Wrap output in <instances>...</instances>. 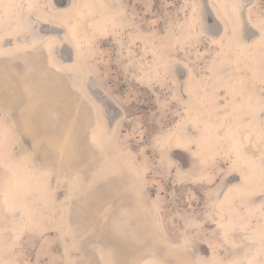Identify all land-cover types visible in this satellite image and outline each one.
<instances>
[{
	"label": "rangeland",
	"instance_id": "obj_1",
	"mask_svg": "<svg viewBox=\"0 0 264 264\" xmlns=\"http://www.w3.org/2000/svg\"><path fill=\"white\" fill-rule=\"evenodd\" d=\"M9 2L0 0V10ZM119 2L131 25L110 14L104 33L78 45L43 4L30 5L13 29L0 24V125L8 136L5 121L12 116L19 137H0V165L14 163L28 177L24 190L0 183V264H230L231 237L242 254V235L234 229L252 222L264 227V194L259 206L245 203L244 192L256 187L245 181L235 142L209 125L200 130L198 115L189 123L195 145L166 146L188 118V104L207 114L193 92L211 101L219 126L230 115L254 123L258 110L264 119V41L246 53L234 22L222 18L221 0L212 2L226 21L225 34L210 13L206 18L218 41L195 24L197 0ZM246 3L251 22L264 30V0ZM108 5L117 7L112 0ZM205 6L208 12L206 0ZM240 82L248 101L238 94ZM205 129L211 134L202 142ZM28 151L41 167L33 180L23 159ZM127 152L137 173L128 169Z\"/></svg>",
	"mask_w": 264,
	"mask_h": 264
},
{
	"label": "bare ground",
	"instance_id": "obj_2",
	"mask_svg": "<svg viewBox=\"0 0 264 264\" xmlns=\"http://www.w3.org/2000/svg\"><path fill=\"white\" fill-rule=\"evenodd\" d=\"M112 1L115 4H117V7H116V9H114V11H111L109 9L108 0H66L65 3H59L58 0H53V3H54L53 5L57 6L58 8H55L52 5L51 0H11V2H9L7 9L0 10V24L2 26L1 29H9V28H12V26H14V25L21 24L22 19L24 17V14L26 13V10L28 9V7L30 5H32V6L35 5L34 8H40L41 4H43L46 6V8L44 10L46 12H48L51 16L56 17V19L58 20V23H60V24L62 23L64 25V27L66 29V34L70 38L71 43L78 45L79 44L78 42H80V40H82V39L88 41L92 37H96V36L104 33L105 28L107 27V22L110 21V18L113 17V16L112 17L109 16L110 17L109 20H106V19H108L106 17L110 14H113L114 16H116L115 18H117L118 22L120 24H122L123 26L131 25V23H132L131 19L129 18V16L124 14L119 0H112ZM197 2H198L197 18H196L195 24H197L200 32L207 34L213 41H218L219 38H218L217 34H214L210 31V28L207 25V19L206 18L208 16V13H210V15L214 18V21H216L218 23L223 35L226 32V26H227V25H225L226 21L224 22L223 19L227 18L228 20L230 19L231 22H234L235 27L233 30L238 35V37H240L243 40V42L246 43V47L244 45V47L246 48V51H245L246 53L247 52L250 53V52L254 51V49L256 47H258L256 44L259 41H264L263 27H262V29H258L257 27H255L253 25L254 22L253 21L251 22L250 17H249V13H248V4L246 3V0H221V4H222L223 9H224V14L222 13L224 16L221 14L222 18H223L222 20L219 17L218 10H216V7L213 6L212 0H206V2L208 4V8H209L208 12L206 9L207 6H205V0H197ZM59 8H63V9H59ZM31 16L32 15H30V17ZM35 20H37L39 23H43V25L49 24V22H47V21H43L40 19H35ZM112 20H113V18H112ZM37 26H36V28H37ZM50 26H52V25H50ZM40 27H42V26H40ZM58 28H61V27L60 26H52V29H55L54 32ZM247 28L250 29L251 31H254L255 35L252 36V38L251 37L248 38V35L246 32ZM40 30L42 31V29H40ZM30 32H32V31L30 30ZM228 37H230V36H228ZM233 37H235V36H233ZM25 38H27V36ZM224 38H225V36H224ZM232 40H231V42H232ZM235 41H236V39H235ZM238 41L239 40H237L236 42H238ZM28 42H31V41L29 40ZM91 45L92 44L89 43V48H91ZM230 45H231L230 49L235 51V48L233 46V45H235V43L230 44ZM240 47H241V43H240ZM237 48H239V46ZM240 50H242V48H240ZM254 60H256V59H254ZM247 61L248 60L245 59V62H247ZM153 62H154V60H153ZM162 64H164V63H161L160 65H162ZM156 68H157V66H156ZM248 69H250V68H248ZM176 80L177 79L175 78V81ZM209 80H210V78H209ZM209 80H208V82H210ZM211 80H212V78H211ZM244 83L240 82L238 85H236V88H237L238 94L241 95L242 98H244L246 101H248L249 91L245 87L246 85H244ZM191 84H190V86H191ZM193 85H194V83H193ZM191 88H192V86H191ZM192 90H193V88H192ZM196 93L193 92L194 97L196 98V100H198L199 103H201L202 106L207 108V110H206L207 114L200 113L193 105L188 104V108H189L188 118L183 120L179 124L176 131L170 135V137L167 140V144H166L167 149L170 150V149L180 148L182 145H184L185 142H189L190 145H192L196 142L195 138L193 136V133L189 129V123L191 124V118L192 117L199 115L200 119L203 120V122H204V123H202V122L199 123L200 130H202V129L204 130V127L206 128V126L209 125L215 133L217 132L216 134L218 136H221V137L226 136L230 143L235 142L234 144L237 148L236 156L242 162V165L244 166V168L246 169V171L248 173V175H247L248 178H245V181H246V183L248 182L251 185H253L254 187H256V191L248 190V191L244 192V197H245V201H246L245 203L249 206H259V203L256 200L261 195L264 194V139L260 138V133L264 127V125H263L264 119L262 117L263 115L262 114L260 115L258 112L259 110H258L255 113L256 119H255L254 123H251V124H246L245 120H237L236 121L234 119V115H230V116H227L226 118H224L223 120L221 119L222 120V122L220 124L221 126H219L217 124L218 122L213 120V118H212V112H211L212 110L210 111V106H211L210 102L211 101L209 102L205 98V94H203L202 91H201V94H200V92H199V94H196ZM232 95H233V93H232ZM253 99L255 101V98H253ZM210 100H212V99H210ZM263 107H264V105H263ZM233 113H234V111H233ZM251 114H252V111H251ZM249 120H250V118H249ZM5 122H6L7 128H9L8 130H9L10 134L8 136H3L1 138H3V140L5 138V141H6L7 139H9L11 137L10 139H12L13 142H17L19 137H18V133L14 129L15 128L14 118L12 116H7ZM205 130H206L204 133L205 137H203L202 142H206L205 140H208V138L211 134L209 132V130H207V129H205ZM190 149H192V148L189 146L186 150H190ZM33 156L34 155H33L32 151H28L23 155V159L25 160L26 165H27V171H28L27 175L29 177H31V179L37 177V173L41 171V167H39L38 165L33 163ZM126 160L128 162V164L126 162V164L128 165V169L131 172L137 173L140 170V168L137 165V162L134 160V157L131 155V153H129V152L126 153ZM12 165H11V167H12ZM16 171H17V169H16ZM256 172H257V174L260 173L262 175V179L261 180L259 179L260 181H258V182L253 181V179H251V176L255 175ZM19 174H21V173H19ZM40 177H39V179H40ZM58 178L60 180H62L63 176L59 175ZM34 181H36V179ZM34 181H32V182L34 183ZM52 181H54V179ZM36 182H38V181H36ZM47 182H48V180H47ZM54 197H55L54 188H52V187L48 188L47 200H48L49 204L53 203ZM263 206H264V203H263ZM263 211H264V207H263ZM246 220H248V219H246ZM232 233L234 234V236L235 235H237V236L242 235L240 237V239H241L240 241L242 242L243 245H242V254L241 255L237 254V251H235L236 250L235 245L237 243L236 241H239V240H237V238L233 237L235 239L234 240L231 237V239H230L231 240L230 241L231 242V244H230L231 249L230 250L233 252V254L229 259L230 264H251L253 260L258 261V263H264V246H258L254 239L253 240L252 239H246L249 236H254L257 239L264 241V227L260 226L258 223L252 222V223L245 225V227H243L242 229H239L238 227H236ZM145 258L148 259L149 256L145 257ZM144 264H149V263H147L145 260ZM152 264H163V263L157 261L156 259H153Z\"/></svg>",
	"mask_w": 264,
	"mask_h": 264
},
{
	"label": "snow or ice",
	"instance_id": "obj_3",
	"mask_svg": "<svg viewBox=\"0 0 264 264\" xmlns=\"http://www.w3.org/2000/svg\"><path fill=\"white\" fill-rule=\"evenodd\" d=\"M264 26V24H262ZM7 130L0 125V137L6 136ZM5 168V175L0 177V183L6 185L10 190H24L27 188L28 177L26 175L18 174L11 166L9 165H0Z\"/></svg>",
	"mask_w": 264,
	"mask_h": 264
},
{
	"label": "flooded vegetation",
	"instance_id": "obj_4",
	"mask_svg": "<svg viewBox=\"0 0 264 264\" xmlns=\"http://www.w3.org/2000/svg\"><path fill=\"white\" fill-rule=\"evenodd\" d=\"M51 3H52V5L54 4L53 3V0H51ZM55 8H58L57 6H55V5H53ZM59 9H63V8H59Z\"/></svg>",
	"mask_w": 264,
	"mask_h": 264
}]
</instances>
